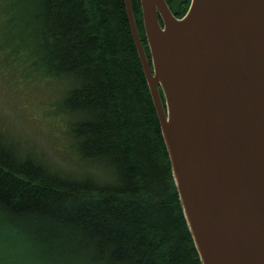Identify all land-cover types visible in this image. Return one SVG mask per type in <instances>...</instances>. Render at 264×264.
Returning a JSON list of instances; mask_svg holds the SVG:
<instances>
[{"label": "trees", "instance_id": "trees-1", "mask_svg": "<svg viewBox=\"0 0 264 264\" xmlns=\"http://www.w3.org/2000/svg\"><path fill=\"white\" fill-rule=\"evenodd\" d=\"M167 2L177 15L189 4ZM0 67L9 81L46 86L63 124L64 163L0 129L1 218L38 260L202 264L124 0H0Z\"/></svg>", "mask_w": 264, "mask_h": 264}, {"label": "water", "instance_id": "water-1", "mask_svg": "<svg viewBox=\"0 0 264 264\" xmlns=\"http://www.w3.org/2000/svg\"><path fill=\"white\" fill-rule=\"evenodd\" d=\"M140 3L150 58L124 0L201 263L264 264V0Z\"/></svg>", "mask_w": 264, "mask_h": 264}, {"label": "rangeland", "instance_id": "rangeland-1", "mask_svg": "<svg viewBox=\"0 0 264 264\" xmlns=\"http://www.w3.org/2000/svg\"><path fill=\"white\" fill-rule=\"evenodd\" d=\"M44 88L18 79L9 81L0 67V129L16 135L24 148L44 149L56 162L64 163L63 124L53 113L52 104H48L50 94L47 87ZM2 215L0 211V257H5L7 264H44L33 255L37 249L26 242L24 233L19 237L23 239L21 242L17 237L19 233L9 230L11 221L2 219Z\"/></svg>", "mask_w": 264, "mask_h": 264}, {"label": "flooded vegetation", "instance_id": "flooded-vegetation-1", "mask_svg": "<svg viewBox=\"0 0 264 264\" xmlns=\"http://www.w3.org/2000/svg\"><path fill=\"white\" fill-rule=\"evenodd\" d=\"M169 4V3H168ZM170 5V4H169ZM173 11V10H172ZM175 13V12H174ZM176 14V13H175Z\"/></svg>", "mask_w": 264, "mask_h": 264}]
</instances>
